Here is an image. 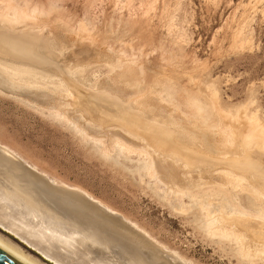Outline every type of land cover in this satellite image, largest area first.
<instances>
[{
    "label": "rangeland",
    "instance_id": "rangeland-1",
    "mask_svg": "<svg viewBox=\"0 0 264 264\" xmlns=\"http://www.w3.org/2000/svg\"><path fill=\"white\" fill-rule=\"evenodd\" d=\"M0 55L1 147L183 262L264 264V0H0Z\"/></svg>",
    "mask_w": 264,
    "mask_h": 264
},
{
    "label": "bare ground",
    "instance_id": "bare-ground-1",
    "mask_svg": "<svg viewBox=\"0 0 264 264\" xmlns=\"http://www.w3.org/2000/svg\"><path fill=\"white\" fill-rule=\"evenodd\" d=\"M162 141L159 143L163 146ZM0 167V226L54 263L191 264L164 251L135 226L114 214L103 213L102 209L112 211L98 203L90 204L92 199L87 196L88 203L80 196L56 189L1 146ZM0 250L21 264H39L1 238Z\"/></svg>",
    "mask_w": 264,
    "mask_h": 264
},
{
    "label": "water",
    "instance_id": "water-1",
    "mask_svg": "<svg viewBox=\"0 0 264 264\" xmlns=\"http://www.w3.org/2000/svg\"><path fill=\"white\" fill-rule=\"evenodd\" d=\"M24 162V161H23ZM28 165V164H27ZM2 167V166H1ZM0 167V168H1ZM31 167V166H30ZM4 175V174H3ZM9 176H6V178H8ZM48 181L50 182L51 180L48 179ZM16 183V182H14ZM52 183V182H51ZM16 185H22L19 183H16ZM56 189H59L65 193H68L70 195H76V196H80L81 199H84L86 202L89 200L88 198H85L86 196L82 193L76 192L75 190H70L69 188H65V187H61L58 186L57 184H54ZM85 196V197H84ZM88 203V202H87ZM89 203L92 205H95L94 203H96L93 200H89ZM97 208H100L99 206ZM102 209V208H101ZM103 213L105 214H114L113 212H109L108 210H101ZM27 243V242H26ZM28 244V243H27ZM0 264H21L20 262L16 261L15 259H13L11 256L7 255L5 252H3L2 250H0Z\"/></svg>",
    "mask_w": 264,
    "mask_h": 264
}]
</instances>
